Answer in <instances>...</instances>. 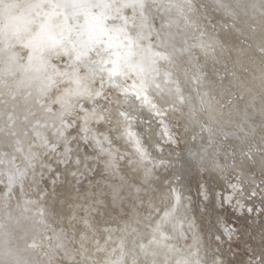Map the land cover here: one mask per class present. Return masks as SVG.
I'll return each mask as SVG.
<instances>
[{
  "label": "rangeland",
  "instance_id": "obj_1",
  "mask_svg": "<svg viewBox=\"0 0 264 264\" xmlns=\"http://www.w3.org/2000/svg\"><path fill=\"white\" fill-rule=\"evenodd\" d=\"M108 1L115 8L106 24L138 41L136 59L147 45L130 22L137 9ZM256 2L264 27V2ZM38 11L42 18L52 9ZM39 30L33 21L15 34V67L0 74L3 106L18 94L28 42ZM198 31L192 44L206 41ZM66 47L38 48L45 120L25 142L0 150V264H262L264 97L240 85L264 73V61L243 53L242 76L220 74L202 92L193 71L180 77L159 58L153 77L170 73L171 95L141 99L137 114L124 96L138 85L133 75L89 72ZM263 49L264 42L262 57ZM198 55L191 54L195 71L210 76L211 63Z\"/></svg>",
  "mask_w": 264,
  "mask_h": 264
},
{
  "label": "bare ground",
  "instance_id": "obj_2",
  "mask_svg": "<svg viewBox=\"0 0 264 264\" xmlns=\"http://www.w3.org/2000/svg\"><path fill=\"white\" fill-rule=\"evenodd\" d=\"M219 1L220 0L122 1V4H129L130 7L137 9V15H134L130 22L132 25L138 27V33L140 34L139 40L141 39L147 42L145 47H141L143 50L140 52L139 57H137L138 59H135L134 57L137 55V48H135L137 40L130 38L134 42L133 54L131 55L130 60L141 69L139 72L133 71L127 74L129 76L133 75L139 82L138 85H134V88L131 91L124 92V96L127 97L133 105L134 113H141L139 106V101L141 99L149 102V100L157 97L159 101H164L166 96L171 95L172 88L166 85V80L168 81L171 79L170 73H164L160 82L157 80L158 78L156 79L153 77L155 76L154 72L157 71V60L159 58L161 60L160 56L154 55L155 53L162 54L167 62L171 65H175L177 75L180 77L184 75V70L190 69L193 71V74L197 77L196 84L202 92L210 89L213 80H215L220 74L224 75V73H226L225 78L227 80L232 76L236 79L238 74L242 76V70L244 71L242 65L244 62L241 57L243 53L246 58L254 56L253 58L256 57L255 59H258L259 61L262 59V61H264V57L260 55L264 42V33L262 30L264 27L258 17L260 11L257 9V5L255 6L254 3H252L255 1L262 3L264 0H236L237 2L240 1L242 3V5L240 4V7L234 5L235 3L233 4V2L231 3L232 0L230 3L228 2V4L226 2L227 6L223 7V4ZM101 2L108 3L109 1L101 0ZM140 4H142L143 7H140ZM117 6L118 5H116V7ZM61 11L63 10L61 9ZM99 11V9L93 10L94 13H98ZM112 12L110 9L106 10L107 18L111 16ZM137 16H139L138 19ZM78 18L77 21L83 23V17ZM155 18L159 19L160 28L158 29L155 28ZM27 21L28 17L25 14L20 20L15 22V34L29 25ZM210 21L215 27L217 26L218 37L216 38L208 28L209 26L207 23ZM69 23H73V21L70 20ZM162 29H164L165 32L162 31ZM198 30H201L202 33H204L203 35L205 36L206 41L201 40V42L192 44V40L196 39L194 38L195 34L198 33L200 35L201 33H199ZM15 34L11 32L7 36L0 34V40L4 44L0 49V66L2 65L0 67V74L5 67H7V69L15 67L12 66L9 52L13 42L17 39ZM201 36L202 35H200V38ZM150 37H155V42L153 44L150 41ZM120 39L123 38L120 37ZM141 40L139 42H141ZM43 45H46L47 48L55 49L57 47H51V41L48 35L39 30L35 38L28 42V46L26 44V46L29 47L30 55L26 62L28 65L22 66L24 69L20 74L21 77L18 82L15 83V88L18 94H11L12 97L8 105L3 106V101L0 100V150L5 147L9 148L14 144L19 143V141H21V143L25 142L34 130L33 127L35 128L37 123L40 124L41 121L45 120L44 117L47 108L41 104V96L44 94L43 85L41 78L37 75L40 72L43 62L36 55L38 48L40 46L42 48ZM193 51H196L199 55L206 56L208 62L211 63L212 74L210 76H208L209 74L203 76L202 73L200 74L195 71L192 63L193 60L191 61V54ZM112 58L114 59V57ZM245 63H248L247 65L252 68H255L257 65L254 63L250 64L247 59ZM106 67L110 69L113 66L107 64ZM119 75L121 74L113 75L112 77L115 78ZM263 76L264 73L259 72L249 78V80H243L244 82H241L242 84L240 85V92H253L256 89L260 90L264 97V86L262 83ZM226 79H224L225 82ZM141 85H143L142 89ZM137 92L140 94L139 98L136 97ZM58 118V116L55 117V119ZM3 246H6L5 243Z\"/></svg>",
  "mask_w": 264,
  "mask_h": 264
},
{
  "label": "snow or ice",
  "instance_id": "obj_3",
  "mask_svg": "<svg viewBox=\"0 0 264 264\" xmlns=\"http://www.w3.org/2000/svg\"><path fill=\"white\" fill-rule=\"evenodd\" d=\"M127 6L130 5L122 4L120 7ZM139 6L143 7L142 4ZM45 7L52 9V12L44 13L41 18L38 10ZM112 7L113 5L101 0H37L23 3L21 0H0V34H15V22L26 14L28 23L35 21L41 32L48 35L51 47L67 45L65 51L71 54L73 62H81L82 67L89 72H107L109 79L117 74L139 72V66L130 60L134 42L127 37L123 28L110 29L105 23L106 10ZM58 9L63 11L57 12ZM94 9L100 11L94 13ZM56 17L60 19L57 21ZM78 17H83V23L77 21ZM70 20L73 23H69ZM54 28L59 31L53 32ZM57 35L59 39L56 38ZM121 36L123 39H120ZM154 55L164 58L160 53ZM107 64L113 67L109 69ZM139 95L137 92L136 97L139 98ZM135 147L141 161H146L148 154L139 141L135 142Z\"/></svg>",
  "mask_w": 264,
  "mask_h": 264
}]
</instances>
